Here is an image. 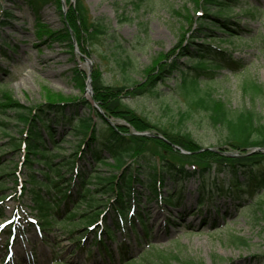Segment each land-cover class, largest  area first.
Returning a JSON list of instances; mask_svg holds the SVG:
<instances>
[{"label": "rangeland", "instance_id": "374dc122", "mask_svg": "<svg viewBox=\"0 0 264 264\" xmlns=\"http://www.w3.org/2000/svg\"><path fill=\"white\" fill-rule=\"evenodd\" d=\"M196 1L83 0L89 23L92 20L101 21L103 25L100 26L107 33H86L81 29L79 39L73 35L75 38L71 47L69 41L55 39L63 37L65 32L55 3L44 5L37 16L23 0H0V52L5 41L13 47L0 53V88L8 90L11 99L24 107L47 101L88 100L97 109L99 104L93 97L92 81L91 92L87 81L81 88L75 79L77 70H90L91 77L99 70L106 84H122L124 81L117 58L130 54L136 65L130 75L137 81L144 80V69L149 74H156L162 65L175 59L184 70L190 71L191 61L187 58L196 56L189 53L193 52L189 41L192 25L195 24L190 16L195 19L200 14ZM71 2L76 4V0ZM237 2L231 11L232 28L229 27L235 34L215 28L211 33L215 39L208 40L225 50L232 62L201 76L199 88L233 110L254 108L264 121V0ZM245 3L246 7L256 11L254 16L242 15L241 4ZM62 5L64 11L69 7L65 0H62ZM203 40L202 37L194 38L197 43ZM79 45L85 50L84 54ZM233 61H239L242 67L236 68ZM247 78L262 87V92L254 100L243 90V82ZM180 83L181 74L175 72L165 82L159 83V96L148 94L126 100L153 124L170 128L173 116L190 106L191 96ZM66 109L68 117H73L72 123L79 117L88 116L91 111L86 103L81 102ZM92 117L97 121L95 115ZM13 118L12 112L7 115L0 113V211L3 213L0 215V264H126L125 261L118 262L121 245H125L124 250L130 252L127 258L135 260L136 264H148L144 261L146 258L152 263L163 264L156 256L172 253L178 254L182 260L188 257L199 260V264H258V258L264 259V189L258 193L262 194L261 198L255 195L251 204L235 208L237 204L230 198L218 196L213 200L214 206L209 205L194 213L200 195L196 178L188 179L183 185L184 207H167L164 203L158 205L156 201L146 205L147 201L143 198L141 210L146 213V225L141 221L139 224L137 220V226L121 228L116 225L114 212L108 208L106 220L99 223L109 228V237L107 233H101V236L111 256L98 250L93 230H86V224L59 221L46 229L28 225L26 220L40 219L32 209L30 197L20 193L26 178L25 170L18 171L17 168L21 165L22 152L10 151L8 142L11 135L19 137L22 125L17 126L18 121ZM107 118L114 126L126 124L120 118ZM5 120L9 124L5 125L8 137L4 135L1 123ZM53 128L62 147L60 152L71 154L83 136L71 131L66 121L53 123ZM129 129L137 132L132 127ZM143 133L159 132L150 130ZM220 133L198 127L195 137L203 146L209 147L216 145L222 135ZM263 149L255 147L252 152ZM106 156L108 165L97 167L108 175L114 160ZM89 157L87 155L88 162ZM79 167L82 171L92 168L84 160L79 161ZM12 171L17 174L12 175ZM76 182L74 195L79 185ZM165 182L164 197L174 188L173 182ZM90 187L93 188V185ZM143 206H146L145 209ZM85 211L88 208L82 204L78 213ZM232 236L244 237L247 245L232 243ZM78 238L84 241L88 250H79L81 244L77 242ZM111 259L114 263H110ZM171 264L185 263L173 261Z\"/></svg>", "mask_w": 264, "mask_h": 264}, {"label": "trees", "instance_id": "16d2710c", "mask_svg": "<svg viewBox=\"0 0 264 264\" xmlns=\"http://www.w3.org/2000/svg\"><path fill=\"white\" fill-rule=\"evenodd\" d=\"M23 1L37 16L44 5L55 3L62 16L65 30L63 37L57 36L55 39L69 41L71 47H73V35L79 39L81 29L86 33L95 32L101 35L107 33V30L100 26L103 25L101 21L92 20L89 23L83 0H76V4L71 0H65L69 3L66 12L62 8V0ZM235 3L238 2L236 0L196 1V8L200 10V14H197L195 19L194 16H190L191 22L194 20L195 24L192 25L189 41L193 52L189 51V53L196 55L187 58L191 61L190 71L184 70L175 59L171 63L162 65L156 74H149L144 69V80L137 81L130 75L131 71H135L136 65L131 55L125 54L117 58L124 83L106 84L101 71L93 72V97L103 110V114L88 100L47 101L37 106L24 107L11 99L8 90L4 87L0 88V113L7 115L12 112L13 119L18 121L17 126L22 125L18 133L19 137L10 136L8 147L10 151L22 152L21 165L17 166L20 170L23 168L26 174L21 194L30 197L32 209L40 219L36 221L38 227L50 228V225L59 221L86 224V230H93L94 243L98 250L111 256L112 253H109L101 236V233L103 235L107 233L109 237L108 226L96 225L90 229L101 217L103 221L106 220L108 208L114 212L116 225L121 228L127 223L133 224L135 219L146 225L145 212L141 210V206L144 205L142 199L147 201L146 204L149 201H156L164 203L167 207H184L183 185L190 178L198 179L199 183L200 195L197 211L194 213L201 212L209 205L214 206L213 200L218 196L230 198L237 204L235 208L245 203L251 204L255 195L261 198L262 194L258 193L264 189V151L252 152V149L264 148L262 117L254 108L233 110L225 102L214 98L211 93L202 92L199 88L201 76L208 75L213 69L232 62L225 50L208 40L215 39L211 34L215 28L232 33L231 11L236 7ZM245 5L247 3L241 4L242 15L254 16L256 11ZM201 37L204 39L201 43L194 41V38ZM1 48L2 53L9 48L13 49L7 41ZM79 50L84 54L85 50L80 45ZM233 62L236 68L242 67L239 61ZM175 72L181 74L180 84L191 96L190 106L189 109L173 116L172 128L161 127L139 114L126 99L148 94L159 96L160 92L157 89L159 83L165 82ZM87 78L88 74L85 70L80 69L75 72V79L81 88L86 84ZM243 90L254 100L262 92V87L247 78L243 82ZM80 102L88 105L90 114L79 117L72 123L73 117H68L66 108L78 106ZM92 115L97 117V121H94ZM107 117L123 119L126 124L114 126ZM5 121L1 123L3 133L8 137V128L5 125L9 124L7 120ZM59 121H66L71 131L77 136H83L69 155L60 152L62 147L56 140L53 123ZM130 127L137 132L156 130L164 136V139L136 134L129 129ZM198 127L221 132L222 135L218 137L216 145L210 146L220 151L209 150L196 139L195 133ZM226 151H231L233 155L226 154ZM87 155L91 156L89 162ZM106 155L114 160V164L109 166L108 175L97 167L101 164L108 165ZM81 160L90 164L91 170L82 171L79 167ZM11 174L15 175L17 172L12 171ZM15 179L17 181V178ZM76 180L79 185L74 195ZM165 180L173 182L174 188L173 192H169L164 197ZM90 185H93V188ZM73 204L76 205L72 209ZM82 204L88 208V211L79 214L78 209ZM133 208L136 210L130 214ZM0 215H3L1 211ZM78 217L81 219L76 220ZM231 241L235 244L247 245V240L242 236H232ZM77 242L81 244L79 250H88L82 239L78 238ZM120 251L118 262L130 255V252L124 250V245L120 246ZM156 259L162 260L163 264H171L173 261L199 264V260L191 257L182 260L176 253L158 255ZM144 261L148 264H156L148 258ZM110 263H114V260L111 259ZM258 264H264L262 257L258 258Z\"/></svg>", "mask_w": 264, "mask_h": 264}, {"label": "water", "instance_id": "95a60500", "mask_svg": "<svg viewBox=\"0 0 264 264\" xmlns=\"http://www.w3.org/2000/svg\"><path fill=\"white\" fill-rule=\"evenodd\" d=\"M90 75H89V79H88V83H90ZM91 92V91H90ZM146 134V133H145ZM146 135H150V136H153V137H158V138H163V136L161 135H158V134H155V133H147ZM208 149H211V150H214V148H208ZM228 154L230 155L231 153L228 152Z\"/></svg>", "mask_w": 264, "mask_h": 264}]
</instances>
